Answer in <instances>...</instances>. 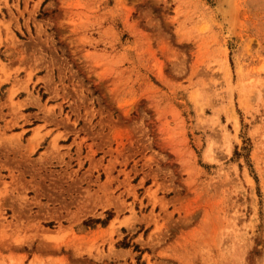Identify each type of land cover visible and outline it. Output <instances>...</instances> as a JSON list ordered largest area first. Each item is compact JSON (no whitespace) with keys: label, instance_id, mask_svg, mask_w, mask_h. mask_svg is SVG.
<instances>
[{"label":"rangeland","instance_id":"rangeland-1","mask_svg":"<svg viewBox=\"0 0 264 264\" xmlns=\"http://www.w3.org/2000/svg\"><path fill=\"white\" fill-rule=\"evenodd\" d=\"M221 3L0 0V264H264V0Z\"/></svg>","mask_w":264,"mask_h":264},{"label":"bare ground","instance_id":"bare-ground-1","mask_svg":"<svg viewBox=\"0 0 264 264\" xmlns=\"http://www.w3.org/2000/svg\"><path fill=\"white\" fill-rule=\"evenodd\" d=\"M219 1H220V2L222 1V3H226V4L231 2V4H232V0H219ZM204 2H205V1H204ZM216 3L218 4L219 2L217 1ZM222 3H221V4H222ZM234 3H235V1L233 2V6H234ZM219 4H220V3H219ZM235 4H236V3H235ZM204 5H205V4H204ZM237 5H238V4H237ZM218 6H219V5H218ZM219 7H220V6H219ZM216 8H218L217 5H216ZM230 8H231V7H230ZM238 8H239V7H238ZM218 9H220V10H221L220 12H222V8H221V7L218 8ZM218 9H217V11H219ZM234 9H235V6H234ZM211 10H212V9H211ZM223 10H224V9H223ZM212 11H213V10H212ZM226 11H231V12L233 11V12H235V10H232V8H231V10H228V9H227ZM226 11H224V12H226ZM237 11H238V10H237ZM233 12H232V13H233ZM212 13H213V12H212ZM215 13H217V12H215ZM222 13H223V12H222ZM232 13L230 14L231 16H232ZM223 14H224V13H223ZM226 14H228V13H226ZM226 14H225V15H226ZM233 14H234V13H233ZM235 14H236V13H235ZM228 15H229V14H228ZM237 15H238V14H237ZM221 16H223V15L221 14ZM231 16H230V17H231ZM240 16H242V15H240ZM212 19H213V17H212ZM223 19H224V18L222 17V20H223ZM226 19H227V18H226ZM228 19H229V18H228ZM228 19H227V21L230 22V20H228ZM231 19H232V18H231ZM236 19H237V21H239L238 18H236ZM236 19H235V20H236ZM241 19H242V18H241ZM241 19H240V20H241ZM213 20H214V19H213ZM215 20H216V19H215ZM235 20H234V18H233L232 21H235ZM224 21H225V20H224ZM227 21H225V22H227ZM237 21H236V22H237ZM214 22H215V21H214ZM222 22H223V21H222ZM222 22H221V23H222ZM237 23H240V24H237L238 26L236 25V27H239V25H241V22H237ZM216 24H217V23H216ZM218 24H219V23H218ZM228 24H230V23H228ZM228 24H227V26H228ZM231 24H232V23H231ZM231 24H230L231 29H233V27H234L233 25H235V23H234L233 25H231ZM223 25H224V24H223ZM228 27H229V26H228ZM228 27H227V28H228ZM239 28H241V27H239ZM228 29H229V28H228ZM231 29H230V30H231ZM234 29H235V28H234ZM238 30H239V29H238ZM236 31H237V30H236ZM229 32H234V31L232 30V31H229ZM229 32H228V33H229ZM238 33H239V32H238ZM225 34H226V33H225ZM232 34H233V33H232ZM226 35H227V34H226ZM236 35H237V34H236ZM227 38H228V37H227Z\"/></svg>","mask_w":264,"mask_h":264}]
</instances>
